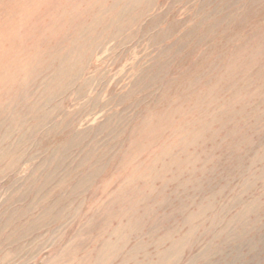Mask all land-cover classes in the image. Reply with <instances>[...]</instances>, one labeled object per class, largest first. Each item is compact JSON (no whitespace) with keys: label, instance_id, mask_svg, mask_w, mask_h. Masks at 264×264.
<instances>
[{"label":"rangeland","instance_id":"1","mask_svg":"<svg viewBox=\"0 0 264 264\" xmlns=\"http://www.w3.org/2000/svg\"><path fill=\"white\" fill-rule=\"evenodd\" d=\"M263 20L264 0H0V264H264Z\"/></svg>","mask_w":264,"mask_h":264},{"label":"bare ground","instance_id":"2","mask_svg":"<svg viewBox=\"0 0 264 264\" xmlns=\"http://www.w3.org/2000/svg\"><path fill=\"white\" fill-rule=\"evenodd\" d=\"M260 2H262V1H260ZM252 14H253V13H252ZM251 19H252V18H251ZM252 20H253V19H252ZM263 21H264V20H263ZM259 23H260V22H259ZM246 25H247V24H246ZM256 25H257V24H256ZM262 25H263V23H262ZM263 26H264V25H263ZM256 32H257V31H256ZM221 40H222V39H221ZM232 43L235 44L234 41H233ZM255 43H256V42H255ZM258 43H259V42H258ZM243 44H244V43H243ZM217 45H218V44H217ZM217 45H216V46H217ZM228 45H229V44H228ZM244 45H246V44H244ZM246 47H247V46H246ZM253 47H254V46H253ZM214 48H215V47H214ZM258 48H259V47H258ZM222 50H223V49H222ZM224 50H225V49H224ZM238 50H239V49H238ZM260 50H261V48H260ZM258 51H259V50H258ZM242 52H244V51H242ZM253 52H254V51H253ZM86 54H87V53H86ZM223 54H224V53H223ZM242 55H243V54H242ZM234 56H235V55H234ZM244 56H245V55H244ZM251 56H252V55H251ZM261 56H262V54H261ZM261 56H260V57H261ZM227 57H228V56H227ZM45 58H46V57H45ZM262 58H264V56H263ZM204 60H205V59H204ZM210 60H211V59H210ZM236 60H237V59H236ZM240 60H241V59H240ZM258 60H259V59H258ZM262 60H263V59H262ZM262 60H261V61H262ZM223 61H224V60H223ZM221 62H222V60H221ZM226 62H227V60H226ZM259 62H260V61H259ZM254 63H255V62H254ZM254 63H253V64H254ZM198 64H199V63H198ZM248 64H249V63H248ZM78 65H79V64H78ZM196 66H197V65H196ZM210 66H211V65H210ZM226 66H227V65H226ZM257 66H258V63H257ZM263 66H264V65H263ZM263 66H262V67H263ZM79 67H80V66H79ZM227 67H228V66H227ZM243 67H244V66H243ZM262 67H261V68H262ZM195 68H196V67H195ZM230 68H231V67H230ZM261 68H260V69H261ZM217 69H218V68H217ZM217 69H216V70H217ZM226 69H227V68H226ZM243 69H244V68H243ZM160 70H161V69H160ZM162 70H163V69H162ZM244 70H245V69H244ZM254 70H255V69H254ZM261 70H264V68H262ZM261 70H260V71H261ZM196 71H197V70H196ZM220 71H221V70H220ZM212 72H213V71H212ZM258 72H259V70H258ZM258 72H257V73H258ZM71 73H72V72H71ZM193 73H194V72H193ZM209 73H210V72H209ZM259 73H260V72H259ZM261 73H262V72H261ZM191 74H192V73H191ZM234 74H235V73H234ZM234 74H233V75H234ZM255 74H256V73H255ZM231 75H232V74H231ZM261 75H262V74H261ZM188 76H189V75H188ZM204 76H206V75H204ZM263 76H264V75H263ZM200 77H201V76H200ZM13 78H14V77H13ZM13 78L11 79V81H13ZM185 78H186V77H185ZM185 78H184V79H185ZM190 78H192V76H191ZM187 79H188V78H187ZM176 80H177V78H176ZM179 80H180V79H179ZM212 80H213V79H212ZM195 81H196V80H195ZM198 81H199V80H198ZM208 81H210V80H208ZM174 82H175V84H176V81H174ZM185 82H186V81H185ZM222 82H223V81H222ZM180 83H181V81H180ZM183 83H184V82H183ZM194 83H195V82H194ZM196 83H199V82H196ZM213 83H214V82H213ZM216 84H217V83H216ZM181 85H182V84H181ZM205 85H206V84H205ZM211 85H213V84H211ZM57 86H58V85H57ZM59 86H60V85H59ZM214 86H216V85H214ZM214 86H213V91H214V88H216V87H214ZM201 87H202V86H201ZM232 87H233V84H232ZM234 87H235V86H234ZM234 87H233V88H234ZM173 88H174V87H173ZM182 88H183V87H182ZM196 88H197V87H196ZM55 89H57V88H55ZM199 89H200V88H199ZM199 89H198V90H199ZM205 90H206V89H205ZM230 90H231V89H230ZM234 90H236V89L234 88ZM196 91H197V90H196ZM196 91H195V92H196ZM238 91H239V90H238ZM198 92H200V91H198ZM198 92H197V94H198ZM201 92H202V91H201ZM203 92H204V91H203ZM232 92H233V91H232ZM232 92H231V93H232ZM166 93H167V92H166ZM185 93H186V92H185ZM193 93H194V92H193ZM193 93H192V94H193ZM206 93H208V92H206ZM234 93H235V92H234ZM197 94H196V96H197ZM188 95H189V94H188ZM194 95H195V94H194ZM201 95H202V94H201ZM159 96H160V95H159ZM177 96H178V95H177ZM203 96H204V95H203ZM167 97H168V96H167ZM201 98H202V97H201ZM207 98H208V97H207ZM188 99H189V98H188ZM191 99H192V98H191ZM192 100H193V99H192ZM199 100H200V99H199ZM201 100H202V99H201ZM210 100H211V99H210ZM157 101H158V100H157ZM165 101H166V99H165ZM187 101H188V100H187ZM187 101H186V102H187ZM189 101H190V100H189ZM161 102H162V101H161ZM205 102H206V101H205ZM175 103H176V102H175ZM209 103H210V102H209ZM188 104H189V102H188ZM205 104H206V103H205ZM171 105H172V104H171ZM176 105L178 106V104H176ZM183 105H184V104H183ZM186 105H187V104H186ZM186 105H185V106H186ZM177 106H176V108H177ZM188 106H189V105H188ZM208 106H209V105H208ZM172 107H173V106H172ZM170 108H171V107H170ZM183 108H184V107H183ZM205 108H206V107H205ZM154 109H155V108H154ZM161 109H162V107H161ZM180 109H181V108H180ZM186 109H188V108L186 107ZM194 109H195V108H194ZM207 109H208V108H207ZM207 109H206V110H207ZM211 109H212V108H211ZM156 110H157V109H156ZM175 110H176V109H175ZM201 110H202V109H200V111H201ZM214 110H215V109H214ZM220 110H221V109H220ZM223 110H224V109H223ZM228 110H229V109H228ZM228 110H227V111H228ZM163 111H164V110H163ZM186 111H187V110H186ZM193 111H194V110H193ZM197 111H198V110H197ZM197 111H195V112H197ZM209 111H210V110H209ZM215 111H216V110H215ZM218 111H219V110H218ZM160 112H161V111H160ZM166 112H168V111H166ZM166 112H165V113H166ZM171 112H173V110H172ZM178 112H179V111H178ZM195 112H194V113H195ZM211 112H212V111H211ZM211 112H210V113H211ZM230 112H231V111H230ZM150 113H152V112H150ZM150 113H149V114H150ZM165 113H164V114H165ZM180 113H181V112H180ZM183 113H185V112H183ZM190 113H191V112H190ZM194 113H192V114H194ZM204 113H206V112H204ZM214 113H216V112H214ZM217 113H218V112H217ZM220 113L222 114L223 112H220ZM46 114H47V113H46ZM52 114H53V113H52ZM149 114H148V115H149ZM160 114H161V113H160ZM160 114H159V115H160ZM166 114H167V113H166ZM167 115H169V114H167ZM202 115H203V113H202ZM207 115H208V112H207V114H206L204 117H206ZM209 115H210V114H209ZM2 116H3V115H2ZM44 116H45V115H44ZM46 116H47V115H46ZM150 116H151V115H150ZM154 116H155V115H154ZM162 116H163V115H162ZM189 116H192V115H189ZM215 116H216V114H215ZM215 116H213V117H215ZM226 116H229V115H226ZM157 117H158V116H157ZM157 117H155V120H156ZM163 117H165V116H163ZM168 117H169V116H168ZM175 117H176V116H175ZM179 117H180V116H179ZM196 117H197V116H196ZM198 117H199V116H198ZM200 117H201V116H200ZM204 117H203V118H204ZM170 118H171V117H170ZM173 118H174V116H173ZM193 118H194V117H193ZM229 118H230V117H229ZM44 119H45V118H44ZM147 119H148V118H147ZM147 119L144 121V123H143L142 125H140L141 128H140V127H139V128H140L141 130H142V128H143V130H145V131H146L147 129H150V130H156V127H157V125H158V121H159V119L157 118L158 121H155V122H154V121L152 122V120H148V121H147ZM201 119H202V118H201ZM220 119H221V118H220ZM169 120H170V119H169ZM185 120H186V119H185ZM185 120H184V121H185ZM202 120H203V119H202ZM204 120H205V119H204ZM206 120H207V118H206ZM46 121H47V120H46ZM64 121H65V120H64ZM165 121H166V120H165ZM170 121H171V120H170ZM173 121H174V120H173ZM176 121H177V119H176ZM192 121H194V120H192ZM141 122H142V121H141ZM163 122H164V121H163ZM166 122H168V119H167ZM186 122H187V121H186ZM186 122H185V123H186ZM196 122H197V121H196ZM198 122H199V120H198ZM63 123H64V122H63ZM159 123H160V122H159ZM161 123H162V120H161ZM168 123H169V122H168ZM170 123H171V122H170ZM174 123H175V122H174ZM187 123H188V122H187ZM199 123L201 124V121H200ZM199 123H198V124H199ZM207 123H208V122H207ZM164 124H165V123H164ZM181 124H182V123H181ZM161 125H162V124H161ZM161 125H160V126H161ZM166 125H167V124H166ZM178 125H180V124H178ZM174 126H175V125H174ZM191 126H192V125H191ZM204 126H206V122H205ZM204 126H203V127H204ZM163 127H164V126H163ZM163 127H162V128H163ZM170 127H171V126H170ZM170 127H169V128H170ZM175 127H176V126H175ZM198 127H199V126H198ZM201 127H202V126H201ZM201 127H200V129H201ZM203 127H202V128H203ZM101 128H102V127H101ZM162 128H160V130H161ZM173 128H174V127H173ZM196 128H197V127H196ZM196 128H195V129H196ZM170 129H172V128H170ZM189 129H190V128H189ZM162 130H164V128H163ZM166 130H167V129H166ZM172 130H173V129H172ZM138 131H139V130H138ZM47 132H48V131H47ZM134 132H135V130H134ZM134 132H133V133H134ZM169 132H170V131H169ZM177 132H178V130H177ZM185 132H187V130H185L184 132H182V134L185 133ZM193 132L195 133V131H193ZM144 133H146V132H144ZM144 133H143V134H144ZM164 133H165V132H164ZM191 133H192V132H191ZM205 133H206V132H205ZM46 134H47V133H46ZM48 134H49V133H48ZM143 134H142V135H143ZM154 134H155V133H154ZM26 135H27V134H26ZM26 135H25V136H26ZM57 135H58V134H57ZM139 135H140V134H139ZM144 135H145V134H144ZM144 135H143V136H144ZM152 135H153V134H152ZM163 135H164V134H163ZM25 136H24V137H25ZM137 136H138V135H137ZM180 136H182V135H180ZM74 137H75V135H74ZM138 137H139V136H138ZM144 137H145V136H144ZM174 137H175V136H174ZM132 138H133V137H132ZM132 138H131V139H132ZM169 138H170V137H169ZM175 138H176V137H175ZM155 139H156V138H155ZM161 139H162V138H161ZM184 139H186V138H184ZM189 139H190V137H189ZM189 139H188V140H189ZM54 140H55V139H54ZM136 140H137V139H136ZM138 140H139V139H138ZM140 140H141V139H140ZM145 140H146V139H145ZM171 140H172V139H171ZM174 140H175V139H174ZM198 140H199V139H198ZM75 141H76V140H75ZM153 141H155V140H153ZM180 141H181V140H180ZM180 141H179V142H180ZM128 142H129V141H128ZM145 142H146V141H145ZM23 144H24V143H23ZM193 144H194V143H193ZM136 146H137V145H136ZM178 146L180 147V145H178ZM69 147H70V146H69ZM162 147H163V146H162ZM134 149H135V148H134ZM134 149H133V150H134ZM167 149H168V151H169V148H167ZM22 150H23V149H22ZM85 150H86V149H85ZM99 150H100V149H99ZM147 150H148V149H147ZM160 150H161V149H160ZM152 151H153V150H152ZM168 151H167V152H168ZM144 153H145V152H144ZM168 153H169V152H168ZM152 154H153V153H152ZM164 154H165V153H164ZM164 154H163V155H164ZM123 155H124V154H123ZM130 155H131V154H130ZM168 155H169V154H168ZM168 155L166 154L167 157H168ZM176 156H177V155H176ZM115 157H116V156H115ZM139 157H140V156H139ZM154 157H155V155H154ZM161 157H162V156H161ZM191 157H192V156H191ZM121 158H122V157H121ZM135 158H136V157H135ZM149 158H150V157H149ZM149 158H148V159H149ZM174 158H175V157H174ZM174 158H173V160H174ZM176 158H177V157H176ZM176 158H175V159H176ZM102 159H103V158H102ZM160 159H161V158H160ZM160 159H158V160H160ZM170 159H171V161H172V158H170ZM13 160H14V159H13ZM177 160H178V159H177ZM178 161H179V160H178ZM5 162H6V161H5ZM157 162H158V161H157ZM187 162H188V161H187ZM133 163H134V162H133ZM176 163H177V161H176ZM53 164H54V163H53ZM59 166H60V165H59ZM129 166H130V165H129ZM146 167H148V166H146ZM152 167H153V165H152ZM140 168H141V167H140ZM135 169H136V168H135ZM144 169H145V168H144ZM151 169H152V168H150V170H151ZM91 170H92V169H91ZM150 170H148V171H150ZM154 170H155V169H154ZM153 172H154V171H153ZM122 173H123V172H122ZM146 173H147V172H146ZM158 173H159V172H158ZM119 174H120V173H119ZM50 175H51V174H50ZM149 175H150V174H149ZM124 177H125V176H123V178H124ZM95 178H96V177H95ZM151 179H152V178H151ZM151 179H150V180H151ZM87 180H88V179H87ZM120 181H121V180H120ZM115 183H116V182H115ZM115 183H113V185H114ZM119 183H121V182H119ZM137 183H138V180H137ZM146 183H147V179H146ZM58 184H59V183H58ZM144 184H145V183H144ZM124 185H125V184H124ZM43 186H44V185H43ZM43 186H42V187H43ZM234 186H235V185H234ZM82 188H83V187H82ZM138 188H139V187H138ZM147 188H148V187H147ZM95 190H96V189H95ZM108 192H109V191H108ZM156 192H157V191H156ZM92 193H93V192H92ZM161 193H162V192H161ZM68 195H69V194H68ZM127 195H128V194H127ZM159 195H160V194H159ZM57 196H58V195H57ZM57 196H56V197H57ZM121 196H122V195H121ZM130 196H131V195H130ZM99 197H100V196H99ZM54 199H55V198H54ZM133 199H134V198H133ZM63 200H64V199H63ZM58 201H59V200H58ZM134 201H136V200H134ZM141 202H142V201H141ZM46 203H47V202H46ZM133 203H134V202H133ZM56 204H57V203H56ZM62 204H63V203H62ZM134 204H135V203H134ZM139 204H140V203H139ZM48 205H49V204H48ZM120 205H121V204H120ZM51 208H52V207H51ZM58 208H59V207H58ZM58 208H57V209H58ZM97 208H98V207H97ZM115 208H117V206H116ZM119 208H120V207H119ZM122 208H123V207H122ZM147 208H148V207H147ZM95 209H96V208H95ZM124 209H125V208H124ZM149 210H150V209H149ZM22 211H23V210H22ZM93 211H94V210H93ZM120 213H121V212H120ZM120 213H119V214H120ZM155 214H156V213H155ZM112 217H113V216H112ZM140 219H141V218H140ZM92 220H93V219H92ZM92 220H91V221H92ZM93 222H94V221H93ZM101 223H102V222H101ZM102 224H103V223H102ZM88 227H89V226H88ZM98 228H99V227H98ZM96 230H97V229H96ZM96 230H95V231H96ZM114 230H115V229H114ZM119 231H120V230H119ZM77 242H78V241H77ZM87 242H88V241H87ZM175 242H176V241H175ZM102 243H103V242H102ZM119 243H120V242H119ZM161 243H162V242H161ZM84 244H85V243H84ZM176 245H177V244H176ZM143 247H144V246H143ZM64 248H66V247H64ZM81 248H82V247H81ZM94 249H95V248H94ZM97 249H98V248H97ZM61 250H62V249H61ZM91 251H92V249H91ZM56 254H57V253H56ZM64 255H65V254H64ZM54 257H55V255H54ZM60 258H61V257H60ZM67 258H68V257H67ZM69 258H70V257H69ZM86 258H87V257H86ZM97 258H98V257H97ZM98 259H99V258H98ZM105 259H106V258H105ZM54 261H56V260H54ZM95 261H96V260H95ZM103 261H104V260H103ZM54 263H55V262H54ZM64 263H65V262H64ZM96 263H97V262H96ZM108 263H109V262H108ZM159 263H160V262H159Z\"/></svg>","mask_w":264,"mask_h":264}]
</instances>
